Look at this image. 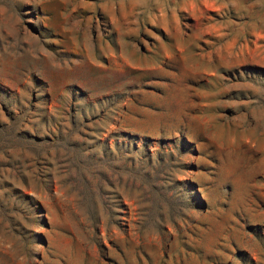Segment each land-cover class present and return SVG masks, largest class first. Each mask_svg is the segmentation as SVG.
Masks as SVG:
<instances>
[{"label": "rangeland", "instance_id": "1", "mask_svg": "<svg viewBox=\"0 0 264 264\" xmlns=\"http://www.w3.org/2000/svg\"><path fill=\"white\" fill-rule=\"evenodd\" d=\"M0 264H264V0H0Z\"/></svg>", "mask_w": 264, "mask_h": 264}]
</instances>
